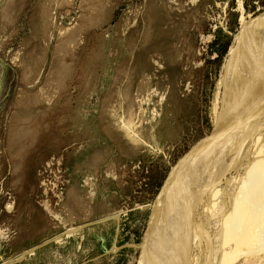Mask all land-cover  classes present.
Masks as SVG:
<instances>
[{"label": "rangeland", "instance_id": "obj_1", "mask_svg": "<svg viewBox=\"0 0 264 264\" xmlns=\"http://www.w3.org/2000/svg\"><path fill=\"white\" fill-rule=\"evenodd\" d=\"M252 23L264 0H0V264L149 262L182 174L254 119L216 116Z\"/></svg>", "mask_w": 264, "mask_h": 264}, {"label": "bare ground", "instance_id": "obj_2", "mask_svg": "<svg viewBox=\"0 0 264 264\" xmlns=\"http://www.w3.org/2000/svg\"><path fill=\"white\" fill-rule=\"evenodd\" d=\"M227 63L222 80L225 88L220 89L216 101H219L217 120L222 121L220 126H225L228 121L235 122L225 118L228 113L236 118L246 112L253 113L254 119L248 123L246 120L251 116L244 114L242 119L248 124H241L243 135L234 126V133L226 139L222 135V143L212 146L208 141L210 148L208 144L205 146L208 150L202 147L205 156L200 157L202 160L196 158L198 162L189 163L186 173L182 174L184 181L180 179V189L175 190L177 201L175 205L172 203L175 208L170 212L174 224L169 230L172 231L167 229L165 237L162 233L159 235L164 241L158 236L156 243H152L146 255L150 261L146 260V264H231L239 256L246 264L248 259L254 256L255 259L264 251V115L254 117L258 114L256 110L264 106V27L259 29L256 23L247 26L234 43ZM195 150L193 154L200 151ZM227 161L230 164L225 165ZM164 242L168 243L161 252ZM145 248L141 250L144 252Z\"/></svg>", "mask_w": 264, "mask_h": 264}, {"label": "water", "instance_id": "obj_3", "mask_svg": "<svg viewBox=\"0 0 264 264\" xmlns=\"http://www.w3.org/2000/svg\"><path fill=\"white\" fill-rule=\"evenodd\" d=\"M112 250L115 251V247H113Z\"/></svg>", "mask_w": 264, "mask_h": 264}]
</instances>
